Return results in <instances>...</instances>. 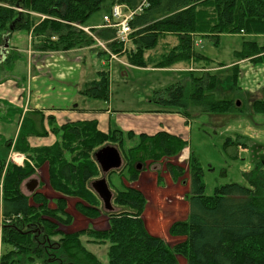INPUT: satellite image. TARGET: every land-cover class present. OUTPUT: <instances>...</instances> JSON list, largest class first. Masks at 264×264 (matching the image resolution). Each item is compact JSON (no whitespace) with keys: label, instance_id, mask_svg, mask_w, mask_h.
Segmentation results:
<instances>
[{"label":"trees","instance_id":"16d2710c","mask_svg":"<svg viewBox=\"0 0 264 264\" xmlns=\"http://www.w3.org/2000/svg\"><path fill=\"white\" fill-rule=\"evenodd\" d=\"M142 1L113 0V5L124 4L133 9ZM103 2L0 0V43L7 34L27 30L36 41L35 47L43 50L67 51L101 40L106 41L114 53L120 52L123 42L118 38L117 28H98L93 31V36L81 27L100 10ZM130 25L136 45L127 48L129 53L126 55L132 65L168 68L180 62L207 64L212 60L195 50L196 37L208 36L216 43L222 33H261L264 30V0H148V6L134 14ZM169 37L174 38L169 40ZM241 55H258L255 59H261L264 46L246 42ZM187 72L184 79L155 89L152 102L166 111L180 112L187 120L200 112L241 110L235 100L215 97V73L206 71L196 75L195 71ZM100 74V80L88 83L86 93L108 100L109 69ZM254 107L257 112L264 113V100L254 102ZM32 132L26 131L23 124L15 147L28 154L34 165L30 162L24 166L10 164L3 181L2 264L20 262L16 256L32 259L44 256L40 237L60 234L63 235L60 245L70 264H106L85 247L82 235L101 242L109 241L107 264H179L178 256L184 257L188 264H264L263 170L257 176H250V186L231 182L216 187L213 195H207L203 169L194 154L190 153L187 168L170 162L188 144L182 137L166 130L135 135L133 131L124 133L120 129L104 132L98 128L97 121L73 122L54 127V133H61L60 140L42 147L31 146L28 135ZM136 136L139 137L137 144L124 148L126 139ZM109 141L117 142L124 150L131 181L140 177L138 164L166 160L168 172L175 180L189 172L190 190L185 195L188 215L172 223L169 229L170 234L181 237V241L170 245L147 229L143 216L147 198L141 190L127 186L125 182L115 200L118 208L108 213L107 228L89 226L72 232L62 229L74 220L68 211L69 198H77L76 208L84 216L98 218L102 215L101 200L89 187V182L99 174L94 152ZM7 145L11 147L12 141ZM248 146V138L237 134L226 139L224 148L234 147L235 151L229 154L235 158L241 147ZM45 162L50 166L51 187L61 195L55 199L40 191L25 194L21 188L22 182Z\"/></svg>","mask_w":264,"mask_h":264},{"label":"rangeland","instance_id":"374dc122","mask_svg":"<svg viewBox=\"0 0 264 264\" xmlns=\"http://www.w3.org/2000/svg\"><path fill=\"white\" fill-rule=\"evenodd\" d=\"M112 5L113 0H104L100 10L92 14L91 20L101 21L104 14L111 12ZM81 27H83L82 29L87 33L94 36V33L89 32L88 27ZM261 32L262 33L259 34L252 33L244 35L240 33H222L216 43L214 39L206 36V38L203 39V44L199 47V52L216 63L213 62L212 64L211 61H208L207 64L202 65L194 64L190 67L187 65L189 70L179 71H173L170 67L168 69H156L158 67L150 66L148 69L145 67L133 66L126 55L129 53V51L126 52V49L134 48L136 45L131 35L128 43L125 46L123 45V49L117 53H114L108 45L99 42L105 48L104 51L109 55V59L113 60V63L111 62L113 79L110 103L115 111L112 117L114 123L113 127L123 131L125 130L124 133H127L130 130L129 123L132 122L134 125H132L131 128L134 133L137 132L135 135H139L141 131L154 134L161 130H167L172 134L182 137L187 141L188 146L180 155L171 158L170 162L187 168L190 153L194 154V156L198 158L203 169V181L206 185L205 193L207 195H213L216 187L231 182H238L250 186V176H257L261 174L262 170L264 171V152L263 154H251L250 150H241L238 156L234 158L229 152L233 153L235 148L230 147L228 150H225L224 145L228 137H235L236 134H244L249 139H251V137L254 138L250 140L251 143L258 141L259 147H263L264 151V113L257 112L254 107V102L260 99L250 103L249 99L254 97V94L249 91L239 92L241 88L238 87L241 81L250 86H254L255 81L264 78V63L259 64V62H256L257 59H255L258 55L248 57L241 55L244 53L246 42H255L258 46H264V30ZM173 38L174 37H169V40H173ZM30 41L32 42V46H34L33 38L31 34L29 36L27 30H16L5 35L2 41L3 43H0V59L5 56V54L8 55V53L10 56L8 59H3V57L0 61V82H4V85L1 86V88H3V94L2 100L0 98V115L5 118L0 119L1 202L3 201V181L6 171L10 164L19 163L18 154L15 153V151H18L15 147V142L24 124L25 113L20 114V111L17 109H21L20 107L23 105V101L26 100L28 76H31V73L33 76L44 73L45 76L50 77L52 84L56 81L57 83H55V85H58V83H65L67 87H65L64 84H61L60 87L67 90L71 87H78L82 83L80 81H84L83 83L90 80L94 81L95 77L98 75L101 76L99 70L103 69V65L98 56L91 55L89 52L83 54L79 52H69L60 55L34 51V54L31 55L29 53L32 47ZM16 49L19 51V54L14 53ZM82 59H84L85 62L80 68L76 66L72 67L75 62ZM243 59L253 60L251 61L252 64L240 67L239 62ZM232 62L234 63L228 64ZM43 64H45V67H42ZM178 64L176 63L172 67ZM220 66L221 70L214 71L217 76V84L214 88L215 97L224 100H230L225 99L227 97H234L237 100L240 97L238 95L241 94L243 97H240V99L243 100L242 102L239 99V108H242L241 110L228 113L200 112L191 116L188 120L183 115H180V112V114L175 112L174 114L170 113L168 115L139 112L138 109H150L148 105H150L151 102L149 103L147 101L148 97H151L155 89L166 88L175 83V81L184 79L185 74L189 73L186 71L198 70V68L203 69L197 72L204 70L208 71L211 67L218 68ZM58 73H63L66 76L65 79H58ZM87 86H89L88 83L85 87ZM53 92L54 89L46 96V98H49V101L47 100L45 102L46 105L65 107L67 105L66 102H64L65 99L60 100ZM87 95V98L91 99V97H93L88 93ZM16 97L17 102L15 101ZM83 99L84 96L78 98L81 102ZM88 105L93 106L95 109L98 107H106L103 99H96L95 97L88 102ZM12 109L14 111H12ZM116 109H122L125 112H118ZM10 110L11 112L8 115V111ZM257 113L259 114L254 116ZM20 117H22L21 127H19ZM26 117V124H32V116L28 114ZM144 126V130H141L142 128L140 129V127ZM138 140V136L131 140L126 139L125 145L123 146L127 148L136 145ZM9 141H12L11 147L14 148V151H11V147L7 145ZM107 144L118 146L124 157L122 167L107 175L108 183L114 194L113 205L115 209L118 208L115 202L118 191L124 189L125 182L127 186L141 190L147 198V205L143 214L147 229L151 233L162 237L170 245H175L177 242L181 241L182 238L172 236L169 229L172 223L183 220L188 215L189 206L188 201L185 199V195L190 190L191 182L189 172L187 171L175 180L171 173L168 172V161L165 160L161 163L143 164L139 170V179L137 181H131L129 179L128 168H126L124 150L117 142L109 141L104 145ZM23 155L25 156L23 164L17 165L24 166L26 162H30L34 165L35 162L31 160L28 154ZM69 158L71 157L69 156ZM258 162H260L259 170L257 169ZM49 167V163L45 162L43 166L41 168L38 167L36 172L26 179V181L37 179V181H40L39 184H41L39 191L42 189L43 193L50 199H55L60 193L51 187ZM98 168L99 174L95 178L102 177L101 169L100 167ZM26 181L24 180L21 184L22 191L24 193L28 192L31 195L32 193L25 188L24 184ZM91 182L92 180L89 182L90 188ZM68 202V211L74 216V220L70 226L62 227L65 232L78 231L86 229L89 226L97 229H105L108 227V213L110 211L105 210L102 201H100L102 215L98 218H91L81 214L76 208V197L69 198ZM2 227L3 217L0 221V264H2V253L4 251ZM62 236L63 235L60 234L51 237H40L41 240H43L42 247L45 248L44 256H35L34 259L29 256L26 258L23 256H16L15 258L20 259V262L11 264H70L60 245V238ZM82 240L89 251L96 254L102 262L108 263L109 241L101 242L97 239L94 240L88 235H82ZM178 260L179 264H188L187 260L182 256H178Z\"/></svg>","mask_w":264,"mask_h":264},{"label":"crops","instance_id":"0c3cea01","mask_svg":"<svg viewBox=\"0 0 264 264\" xmlns=\"http://www.w3.org/2000/svg\"><path fill=\"white\" fill-rule=\"evenodd\" d=\"M107 14H110V13H107ZM107 14L103 15V19L101 20L102 22L101 21H93V20H91L92 17L90 16V18L87 20V23L84 27H88L89 32H92V33H94L93 31L95 29L105 27L104 26V23H105L104 16ZM89 21H91V22H89ZM28 33L30 36L31 33L30 32H28ZM240 34L244 35V34H252V33H240ZM255 34H259V33H255ZM205 38H206V36H201V35L196 37V39H195L196 41L194 43L196 51L198 49V52H199V47L201 46V44H203V39H205ZM33 41H34V43L36 42L35 40H33ZM99 42H102L104 45L105 44L107 45L106 41H97L94 45L77 47V48L70 49L67 51L43 50V49L35 47V45L32 46V42H31V46L33 47V49H32V47L30 48L31 52L29 51V53L31 55L34 54V51H36V52L41 51V52L46 53V54H60V55H64L65 53H69V52H79L81 54L89 52L91 55H94V56L97 55L99 60L101 61V64L103 65V69L99 70V72H101L102 70H104L106 68L109 69L110 81H111L110 97L108 100L103 99V102L106 104V107H98L95 109L93 106L88 105V102H90L91 99L94 97L90 96L91 99L87 98L88 97V95L86 93L87 88L85 87V85L89 82H92V80H90L86 83H83L84 81H80L82 83L78 87H76V88L71 87V88L66 90L65 88L60 87L61 84H64V86L67 87V85L65 83H58V85H55V83H57V81L52 84L50 77L45 76L44 73H42V74L39 73L36 76H33L31 73V76L29 75L28 79H27L26 100L23 101L24 103L20 107L21 109H17V108L16 109L20 111V114L25 113V118H24L25 119L24 120L25 130L31 129L33 131L32 133H30V135H28V140H29L32 147L50 146V145L54 144L57 140H60L61 133H59V135H57L56 133L53 132V128L54 127H60L63 124H67V123L82 122V121H97L98 122V128L104 132H108L110 130L117 129V128L113 127L114 123H113L112 117L114 116L115 111H114V108H112L110 105V103H111L112 79H113L112 78V71H111V66H112L111 62L113 60L109 59L108 54H104L105 48ZM14 51H15L14 53L19 54V51L17 49ZM7 52H8V48H7ZM6 55L7 54H5V56H3L4 58L3 57L2 58L6 59V58L10 57L9 53L7 55L8 57ZM1 59H0V61H1ZM251 61H253V60L243 59L239 62V65H240V67L247 65V64L251 65L252 64ZM84 62H85L84 59L79 60L78 62H75L72 65V67L76 66V67L80 68ZM213 62L216 63L215 61H213ZM213 62H212V64H213ZM256 62H259V64L264 63V57L261 59H258ZM233 63L234 62L228 63V64L230 65ZM194 64L200 65V63H193L192 62V64H190L188 66L190 67ZM178 65L175 67H172L173 66L172 65L170 68H172L173 71L189 70L188 69L189 67H187V65L184 63L180 62V64H178ZM42 67H45V64H43ZM145 68L149 69V67H145ZM168 68H156V69H168ZM196 68H198V67H196ZM213 68L211 67L210 69H208L207 72L210 71V72L214 73V71H216V70H221V66L218 68H214V69ZM151 69H154V68H151ZM201 69H203V68H198V70H193V71H195L196 75H200L202 72H206V70L201 71V72H197ZM29 74H30V68H29ZM188 74L189 73L185 74V77ZM65 77L66 76L63 73L57 74V78L60 80L65 79ZM100 79H101V76L98 75L97 77H95L94 81H98ZM177 81H180V80H177ZM177 81H175V82H177ZM12 84H14V83H12ZM3 85H4V82H0V98H1V100H2V94H3V91H2L3 88H1V86H3ZM238 87L241 88L239 92L249 91V92H252V94H254V97L249 99L250 103L254 102L257 99H260V100L264 99V78L263 79L261 78L260 80L255 81L254 86H250V85L243 83L241 81L238 84ZM52 89H54L53 93L56 95V97H58L60 100L65 99L64 102H66V104H67L65 107H62V106L55 107V106L46 105L45 102L47 100L49 101V98L48 97L46 98V96H48L52 92ZM5 92H6V90H5ZM214 95H215V93H214ZM83 96H84V99L82 100V102L79 101L78 98L83 97ZM238 96L243 98L241 94H239ZM240 97H239V99H240ZM96 99H99V98H96ZM225 99L235 100L237 106L240 105V104L238 105V102L240 103L239 99L236 100L234 97H227ZM240 100H241V102L243 101L242 99H240ZM15 101L17 102V97L15 98ZM147 102H149V103L151 102V104L148 105L149 106L148 108H150V109H146V110L145 109H138L139 112L156 113V114H160V115H168L170 113L174 114L175 112L179 113L176 110L166 111L165 109L158 107L156 104L154 105L152 100H151V97H148ZM12 111H14V110L12 109ZM116 111L125 112L122 109H116ZM10 112H11V110L8 111V115L10 114ZM28 114H30L32 116V124H30V125H28V123L26 124V122H27L26 116H28ZM258 114L259 113L255 114L254 116H256ZM180 115H182V114H180ZM124 116H126V115H124ZM179 117H181V116H179ZM0 119H5V118H4V116L0 115ZM21 120H22V117H20L19 127H21V124H22ZM132 125H134V123L130 122L129 123V128H130L129 131H133L131 128ZM143 128H145V126L140 127L141 130H144ZM135 133L137 134V132H135ZM141 133H147V132L141 131ZM141 133H139V134H141ZM242 135H244V134H242ZM15 138H14V140H15ZM253 139L254 138H252V137H251V139L248 138L249 146L247 148L241 147L239 149V152L241 150H244V151L250 150L251 154H263V152H264L263 147H259L258 141H256L255 143L250 142V140H253ZM12 148L13 147H11L10 150L14 151V148L13 149ZM185 150H186V148L183 151H185ZM15 153L18 154L17 157H18L19 163H17V164L22 165L24 162V157H25L23 154H26V153H22L20 151H15ZM35 180H37V179H35ZM39 182L40 181H38V184H39ZM24 185H25V188L28 189L29 192L33 193L34 191L40 190L39 187L41 184L37 185V187L34 191H31L29 188L30 186L33 185V179L26 181ZM40 192H43V190L41 189ZM45 193H47V192H45ZM25 194L30 195V193H28V192ZM1 214H2V202L0 201V221H1V218L3 217Z\"/></svg>","mask_w":264,"mask_h":264},{"label":"water","instance_id":"95a60500","mask_svg":"<svg viewBox=\"0 0 264 264\" xmlns=\"http://www.w3.org/2000/svg\"><path fill=\"white\" fill-rule=\"evenodd\" d=\"M240 103L238 102V105ZM94 158L99 165L102 177L95 178L91 182V188L98 195L103 203V207L106 211H114L113 205L114 194L108 183L107 175L113 171L122 167L124 163V157L118 146L107 144L97 149L94 152ZM141 164L137 165V169L140 170ZM38 185V181L33 179V185L30 186V190L34 191Z\"/></svg>","mask_w":264,"mask_h":264},{"label":"built area","instance_id":"2783aa9c","mask_svg":"<svg viewBox=\"0 0 264 264\" xmlns=\"http://www.w3.org/2000/svg\"><path fill=\"white\" fill-rule=\"evenodd\" d=\"M148 6V0H143L137 8H129L124 4H116L112 7L111 14L104 16L105 27H115L118 31V38L127 44L129 37L133 32V28L130 25V20L134 14L143 10ZM125 8H128L127 10ZM83 28V27H82Z\"/></svg>","mask_w":264,"mask_h":264},{"label":"bare ground","instance_id":"6f19581e","mask_svg":"<svg viewBox=\"0 0 264 264\" xmlns=\"http://www.w3.org/2000/svg\"><path fill=\"white\" fill-rule=\"evenodd\" d=\"M123 45L125 46L126 44L123 43Z\"/></svg>","mask_w":264,"mask_h":264},{"label":"flooded vegetation","instance_id":"af4514ba","mask_svg":"<svg viewBox=\"0 0 264 264\" xmlns=\"http://www.w3.org/2000/svg\"><path fill=\"white\" fill-rule=\"evenodd\" d=\"M139 175H140V173H139Z\"/></svg>","mask_w":264,"mask_h":264}]
</instances>
